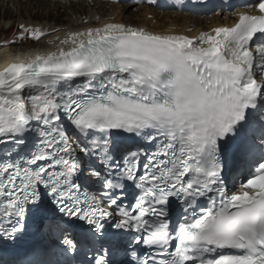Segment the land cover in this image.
I'll list each match as a JSON object with an SVG mask.
<instances>
[{
    "label": "snow or ice",
    "instance_id": "snow-or-ice-1",
    "mask_svg": "<svg viewBox=\"0 0 264 264\" xmlns=\"http://www.w3.org/2000/svg\"><path fill=\"white\" fill-rule=\"evenodd\" d=\"M252 8L199 37L72 31L67 47L0 70V238L29 213L55 238L22 264H71V221L87 244L106 219L135 234L134 259L133 244L149 250L139 264H264V0ZM19 27L20 40L46 35Z\"/></svg>",
    "mask_w": 264,
    "mask_h": 264
},
{
    "label": "bare ground",
    "instance_id": "bare-ground-1",
    "mask_svg": "<svg viewBox=\"0 0 264 264\" xmlns=\"http://www.w3.org/2000/svg\"><path fill=\"white\" fill-rule=\"evenodd\" d=\"M8 1L9 2H6V0L0 2V7L4 6V8H6V6L9 7L10 4L13 6L15 5L16 8L20 6L19 4H21L23 0ZM201 1L202 0H196V3L191 5V0H173L170 4H165L164 0H156L154 4L148 5L143 2V0H139V3L142 4L141 10H143V12L138 15L140 10L132 9V4H134V2L129 0H56L54 7L46 8V12L49 13L51 9L55 11L59 9L66 10L67 12L71 11L70 16L66 17V20H68L72 15L67 24L57 26L58 24L55 22L59 20L58 18H56L57 20L54 19L51 23L44 17L42 18L43 22L40 23L32 22L33 19L37 20L34 18L35 16H30L25 20L20 18V25L38 26L46 32V35L41 37L40 42L31 46L32 49L27 52H25V48H21L20 51L17 52L13 45H9V43L4 40L0 41V70H3V68L10 63L24 62V60L28 58L32 59L37 55L42 56L46 55L48 52L57 51L58 47H67L66 45H60V40L64 39L69 32L84 31L89 27H102L105 23H123L133 27L143 28L152 33L179 34L188 37H199L201 33L208 32L209 30L211 31V29L215 27H230L233 25V18L235 15L223 13L222 9L219 10L220 12L211 13L210 15L213 16L209 18L204 17L203 13H201V16L193 15L199 14V12L203 10L199 8ZM5 3L7 5H4ZM39 3L44 4V1L39 0ZM174 5L177 7L181 6V13L178 11L175 13L162 11L164 8ZM218 8H220L219 5ZM22 9L23 7L21 6L18 8L20 11H22ZM133 11L136 13L134 14ZM20 14V12H17L18 16H20ZM162 15L168 19L167 23H160ZM222 15L225 17V20H222L224 19ZM19 30L21 32V29ZM28 47H30V45H28ZM255 47L256 45H253L254 50Z\"/></svg>",
    "mask_w": 264,
    "mask_h": 264
},
{
    "label": "rangeland",
    "instance_id": "rangeland-1",
    "mask_svg": "<svg viewBox=\"0 0 264 264\" xmlns=\"http://www.w3.org/2000/svg\"><path fill=\"white\" fill-rule=\"evenodd\" d=\"M4 1L5 0H0V2H4ZM43 1H44V4L39 3V0H23L21 4H19L21 7H23L22 11L18 10L20 6H17L16 8H15V5L13 6L10 4H9V7L6 6V8H4V6L3 7L1 6L0 7V41L4 40L7 43H9V45H13L16 51L20 50L21 48H32L31 46L36 45L40 42V39L37 41V40L30 39V38H25L23 40H20L17 38L20 33V30H19L20 29L19 27L20 18L25 20L29 18L30 16H35L34 18L37 20L33 19L32 20L33 23L43 22L42 21L43 17L47 19V21L50 23L53 22L54 19L58 18L59 20L55 22L58 24L57 26L66 25L67 22L72 17L71 15V17L68 20H66V17L70 16L71 11L67 12L66 10H63V9H59L58 11H55L51 9L48 13L46 12V8H49L52 6L54 7L56 0H43ZM57 1H60V0H57ZM133 1H137V0H133ZM6 2H9V1L6 0ZM61 2H64V1H61ZM4 5H7V4L5 3ZM132 5H133L132 9L140 10L141 13L138 12V15L142 14L143 12V10H141L142 4L136 3ZM167 10L163 12L172 13V11H174V9H167ZM17 12L21 13L20 16L17 15ZM193 15L200 16L197 14H193ZM210 16H213V15H206L204 17L209 18ZM167 21L168 19L164 17V15H162V19L160 23L161 24L167 23ZM203 31H206V30H203ZM28 45H30V47H28Z\"/></svg>",
    "mask_w": 264,
    "mask_h": 264
}]
</instances>
